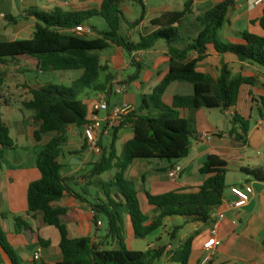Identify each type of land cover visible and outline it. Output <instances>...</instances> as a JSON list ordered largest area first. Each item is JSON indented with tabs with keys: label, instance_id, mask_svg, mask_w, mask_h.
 <instances>
[{
	"label": "crops",
	"instance_id": "obj_1",
	"mask_svg": "<svg viewBox=\"0 0 264 264\" xmlns=\"http://www.w3.org/2000/svg\"><path fill=\"white\" fill-rule=\"evenodd\" d=\"M101 1L51 0L50 3L53 8L46 10L40 6L39 0H0V41L13 42L31 39L37 25L36 18L29 15V11L33 9L46 10L47 12L60 9L67 13L98 8ZM140 1L141 3L126 2L122 5V11L129 23H135L142 19L140 24L135 26L123 23L127 26L124 36L134 44H137L142 36L159 29L152 25L153 20L166 13L184 11L188 2L192 3V10L195 15H201L222 0ZM137 6L141 7L143 11L140 12ZM10 16L15 17L18 21L8 20L7 18ZM263 17L264 3L259 4L258 0H236V5L230 11L227 23L220 33L223 40L221 38L220 40L224 43L244 44L245 42L240 35L245 32L264 37V28L261 25ZM84 26L90 28L87 24ZM93 31V37H97V31ZM159 44L151 51L129 53V59L126 57L128 52L116 46L111 47L115 48L113 53L108 52L111 48L104 51L101 54L102 64L108 70L104 72V77L102 73L98 84H107V89L104 92L84 90L80 99L88 105L94 106L100 96L107 94L112 105L131 106V113L158 114V111L154 110L153 105L149 103L144 88H141V93L136 95L130 94L129 90L134 83L140 82L141 85L150 83L148 93L151 96L154 89L162 83L170 72L168 47L166 44L164 46ZM104 54H107L105 59ZM223 59L229 64L233 75L241 74L258 79L259 76H254L250 71L252 69L264 71L257 65L242 63L232 55L223 58L214 52H210L209 57L200 63L198 71L218 77ZM112 64L116 66L117 73L115 74L110 71ZM132 67H137L139 72L136 75L125 76L124 71L130 70ZM4 69L8 72L5 76L0 77V117L10 128V136L13 141L15 132L16 148L5 152L6 162L3 169L0 170V225L7 234L8 241L20 264H58L63 260L59 231L48 226L41 213L36 216L28 215L29 187L42 177L37 167L39 146L47 145L57 134L44 135L42 143L39 144L35 139L36 126L33 122V114L27 117L23 107L25 101L33 99L32 88L54 84L53 79L46 77L45 74L51 72L40 71L38 60L31 57L25 56L12 60ZM143 72H145L144 76H142ZM258 80L259 85L264 86V75L260 76ZM121 83L127 84L128 90L123 94H117L116 89ZM179 83H173L168 88L164 96L166 105L171 106L176 96H192L194 94L192 85L190 89L188 87L184 90L182 88L186 87H177L181 93H184L182 95L178 92L169 95L171 88L178 86L176 84ZM257 86H246L241 91L244 90V102L255 104L258 112L264 90L258 89ZM22 89H25V92H22ZM22 95L25 96L22 97ZM144 99L148 102L146 107L144 106ZM16 108H19L23 114V121L13 120L14 109ZM213 110L201 109L196 112L197 135L192 139L191 151L187 158L173 162L136 160L126 171V178L134 183L136 190L143 187L142 191H137L138 198L145 196L148 202V194L158 196L170 192L191 191L202 187L207 177L201 174L200 169L209 156L217 155L228 164L226 198L229 201L233 200L230 193L232 187L250 185L254 189L250 202L242 209H231L226 204L222 206L220 210L226 213V219L221 222L217 233L218 245L210 252L206 251L204 246L212 238L214 220L210 224H186L184 218H169L162 228L163 235L154 242L149 237L146 239L137 238L132 219L130 215H127L122 227L125 245L129 250L145 252L149 249L166 247V254L160 261H163L164 264H171L175 253L182 245L189 239H193V250L189 264H204L205 257L208 256L213 257L210 264H264V180H258L250 174L251 171L257 170L264 173V119L259 116L254 125L249 122L250 128L247 132L234 122L231 128L221 130L217 120L213 119ZM232 110L227 113H232ZM218 111L223 114L220 110ZM184 114L188 116L189 113L185 112ZM99 116L104 118L105 114L99 113ZM236 116L247 120L237 112ZM71 130L73 133L70 136ZM203 133H209L210 138L208 140L201 139ZM237 136L242 137L243 140L236 139ZM89 137L90 134L86 127L70 126L68 129V144L63 149L60 161L63 165L62 175L67 180L72 193H67L60 202L55 204V207L66 211L61 219L68 227L71 239L91 238L93 243L101 245L102 249H118L117 241L108 238L110 235L109 228L106 233L103 232L105 224L100 223V215L95 213L93 209L95 205L109 204L111 199H117L118 192L117 190L107 192L104 187L107 182L103 181V175L97 177L92 175L94 167L100 162L101 157L90 152ZM133 138L132 126L123 127L118 133V140L115 145L116 152H118L117 144L119 142H122L126 147ZM175 167H181L182 174L179 179L172 180L169 172ZM117 172L118 170L112 173L109 183L114 181ZM79 187L84 188L83 194L78 191ZM148 206L150 224L156 219L158 213L155 207L150 206V204ZM16 217H24L31 225V230L17 233L16 228H14L10 231L8 226L11 221L15 222ZM51 228L57 230L59 237ZM175 239L180 240L177 248L173 244ZM194 249L195 253L193 252ZM0 252V264H12L9 256L1 248ZM36 254H40V261L35 260Z\"/></svg>",
	"mask_w": 264,
	"mask_h": 264
},
{
	"label": "trees",
	"instance_id": "obj_2",
	"mask_svg": "<svg viewBox=\"0 0 264 264\" xmlns=\"http://www.w3.org/2000/svg\"><path fill=\"white\" fill-rule=\"evenodd\" d=\"M126 2L141 3L140 0H102L98 8L63 12L56 9L51 12L33 9L31 17L36 18L34 36L29 40L13 42L0 41V77L7 74L4 67L19 57H31L38 60L39 70L48 72L83 71V76L75 81L72 87L50 84L32 88L33 99L23 103L27 111L33 113L36 126L35 139L41 144L43 136L57 135L45 146H39L37 167L41 179L30 185L28 190L29 216L41 213L48 226L56 228L61 236L60 249L63 260L58 264H156L166 254V247L148 251H131L125 245L123 215H130L137 238L146 239L164 227L169 218H184L186 224H210L214 211L221 209L226 199L228 164L217 155H211L200 169L207 179L202 187L191 191L170 192L153 196L148 194L150 206L155 207L158 216L149 224V217L140 209L138 193L134 183L126 178V171L136 160H167L170 162L187 158L191 151L192 139L197 135L196 112L201 109H218L227 113L238 104L243 87H256V77L233 75L229 64L223 59L218 77L198 71L200 63L214 52L221 57L232 55L242 63H250L264 69V37L242 33L244 44L224 43L220 33L227 23L230 11L236 0H222L209 11L195 15L192 3L186 4L182 12H171L152 21L159 29L142 36L137 44L132 43L122 34V24L139 25L141 20L129 23L122 11ZM103 18L107 31L97 32V37L76 34L77 27L86 25L94 18ZM8 20L17 22L15 17ZM177 25V26H176ZM264 28V17L261 20ZM94 30V29H93ZM164 42L170 57V72L150 96L156 115L130 113L121 126L113 133L110 150L104 149L99 163L92 175L102 176L112 169L117 175L105 188L116 187L118 198L111 199L109 204L93 207L98 215L104 213L109 217L111 238L117 241L118 249H102L93 243L91 238L71 239L68 227L62 222L64 209L55 207L67 193H72L63 177V165L60 161L63 149L68 144L70 126L85 127L90 124V117L97 113L80 99V89L104 92L107 84L98 82L108 68L103 66L101 54L112 46L119 47L132 54L147 52ZM193 85L192 96H176L171 106L163 102L168 88L173 83ZM144 99V106H147ZM188 112V116H185ZM259 116L264 119V96L258 107ZM247 132L248 120L236 116L233 121ZM131 125L134 138L125 147V160H118L115 145L119 131ZM236 139L243 140L237 136ZM16 148L10 136V128L0 117V170L6 162L5 152ZM116 160L119 162L116 163ZM250 174L258 180H264L261 170ZM109 192L108 190H106ZM81 199V198H80ZM82 200V199H81ZM124 210L123 212L120 210ZM17 233L31 230V225L24 217L15 218ZM44 243V241H42ZM0 248L6 253L12 264H20L11 247L7 234L0 225ZM193 250V239H189L175 253L173 262L189 264ZM1 256V252H0Z\"/></svg>",
	"mask_w": 264,
	"mask_h": 264
},
{
	"label": "rangeland",
	"instance_id": "obj_3",
	"mask_svg": "<svg viewBox=\"0 0 264 264\" xmlns=\"http://www.w3.org/2000/svg\"><path fill=\"white\" fill-rule=\"evenodd\" d=\"M51 0H39L40 2V6L44 7V9L48 10V9H51L52 10V4L50 3ZM139 8V11L142 12L143 9L139 6H137ZM45 10V11H46ZM87 25L90 27V28H93L94 30H96L97 32H102V31H107L108 30V25L106 23V21L99 17V18H94L92 20H90ZM122 34L125 35V32H126V27L125 24L122 25ZM90 38H93V36H89ZM220 38L221 40H223V37H222V34H220ZM164 42H161L159 45L161 46H164ZM113 51H115V48H111L108 52L110 53H113ZM104 59L106 58V55L107 54H104ZM129 56L130 54L129 53H126V57H128L129 59ZM102 57V56H101ZM106 64V62H105ZM110 71L112 73H117V70H116V66L115 64H112L111 65V68H110ZM139 72L138 68L137 67H132L130 70H127V71H124V75L125 76H130V75H136L137 73ZM83 71H68V72H51V73H48V74H45L46 77H52L53 79V83L55 85H58V86H66V87H72L73 84L75 83V81H77L78 79H80L82 76H83ZM250 73L254 74V76H263L264 75V71H259V70H254L252 69L250 71ZM35 75V73H33ZM33 75V76H34ZM145 75V72L142 73V76ZM103 77H104V72H103ZM258 77V79H259ZM178 86H173V88H171L170 92H169V95H171L172 93H177L178 94H184V93H181L177 87H186V88H182L183 90L184 89H190L192 87L191 84H188V83H179V84H176ZM141 88H144V91L146 92V94L148 95L147 99L149 101V103H151L150 101V95L148 93V90L150 88V83H146L145 85H141L140 82H137V83H134L133 85H131V88L129 90L130 94H140L141 93ZM257 88L259 89H262L264 90V86L262 85H258ZM22 92H25V89H22L21 90ZM79 92H83L82 89L79 90ZM94 92V91H92ZM185 92V91H184ZM243 92L244 90H242L240 92V97H239V101H238V104L237 106L232 110V113H223L221 114L218 110H213L212 111V115H213V119L217 120L218 124H219V127L221 128V130H224L226 128L229 129L231 128L234 124H233V119L235 118V114L236 112L238 114H241L243 117H245L250 123L251 125H254L255 124V121L257 120V118L259 117L258 115V112H257V107L256 105L254 104H251V102L249 103H245L244 100H243ZM25 95H22V97H24ZM26 102V101H25ZM163 102L165 103L164 101V98H163ZM166 104V103H165ZM4 112V111H3ZM24 114L28 117V115H32L33 113L31 111H27L24 109ZM13 120L14 121H23L24 120V116L23 114L20 112L19 108H16L14 109V115H13ZM82 129V128H80ZM84 131V130H83ZM72 130L70 131V136L72 135ZM14 141H16V135H15V132H14ZM112 141H113V136L111 137H108L104 140V146L106 149L110 150L111 148V144H112ZM117 158L118 160L122 161V160H125V147L123 145L122 142H119L117 144ZM118 160H116V163L119 162ZM114 171H117L115 169H112L110 170L109 172H107L106 174L103 175V181L104 182H107L109 183L110 182V176L112 175V173H114ZM109 188V191L112 190L113 192L115 190L118 191V189L116 187L114 188H111V187H108ZM108 188H106V190H108ZM136 189V188H135ZM83 190L84 188L83 187H79L78 188V191L83 194ZM143 190V187L137 189L136 191L140 192ZM93 202V201H91ZM139 202H140V209L141 211L146 214L147 216H150V213H149V209H148V202H147V199L145 198V196H140L139 197ZM94 204V203H93ZM122 212L124 210L120 209ZM127 213H124L123 215V224L122 226L124 225V219L127 217ZM100 220L101 222L100 223H104L105 224V228L103 230L104 233H106V230L109 228V217L102 213L100 214ZM16 228L15 227V222L14 221H11L9 226H8V229L11 231L12 229ZM52 231H54L55 233H57V236L59 237V234L57 232L56 229L54 228H51ZM163 235V229H160L158 231H156L155 233H153L151 236H149V239L151 241H154L156 242V240L161 237ZM182 237V236H180ZM180 240L179 239H175L173 240V244L175 246V248H177L179 246V243ZM142 243H145V242H142ZM185 244V243H184ZM195 245V244H194ZM195 253V249L193 251ZM198 254H200V252H198ZM197 254V255H198ZM195 255V254H194ZM206 258V257H205ZM156 264H164L163 261H158ZM171 264H180V263H177V262H173ZM191 264H194V263H191ZM210 264V263H209Z\"/></svg>",
	"mask_w": 264,
	"mask_h": 264
},
{
	"label": "built area",
	"instance_id": "obj_4",
	"mask_svg": "<svg viewBox=\"0 0 264 264\" xmlns=\"http://www.w3.org/2000/svg\"><path fill=\"white\" fill-rule=\"evenodd\" d=\"M258 3H264V0H258ZM73 32L76 34H85L93 36L94 31L92 28L86 26H79ZM128 90V86L125 83L118 85L116 89L117 94H123ZM95 108L97 110L96 114H93L90 118V124L85 126L90 134L89 137V150L93 154L102 157L104 154V139L113 136V133L117 128L121 126L124 119L131 113V106H119L112 105L108 100V95L104 94L99 97ZM99 113H104L105 117L102 118L99 116ZM210 138L209 133H203L201 139L208 140ZM182 174L181 167H175L169 172V176L172 180H177ZM230 193L233 196V200H228L227 198L224 201V204L228 205L231 209H242L248 205L250 199L254 193L252 186L247 185L244 187H232ZM213 218V232L212 238L205 244L204 248L206 251H212L217 245V233L222 221L226 219V213L220 209L216 210L212 214ZM35 260L40 261V254L35 255ZM213 261L212 256H208L204 260V264H209Z\"/></svg>",
	"mask_w": 264,
	"mask_h": 264
}]
</instances>
